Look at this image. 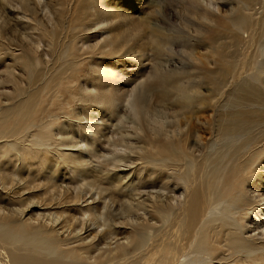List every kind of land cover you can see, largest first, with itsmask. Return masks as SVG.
I'll return each instance as SVG.
<instances>
[{
  "label": "bare ground",
  "instance_id": "bare-ground-1",
  "mask_svg": "<svg viewBox=\"0 0 264 264\" xmlns=\"http://www.w3.org/2000/svg\"><path fill=\"white\" fill-rule=\"evenodd\" d=\"M118 1L0 0V264H237L240 254L263 264L264 0H237L222 17L189 0L201 30L215 27L198 32L208 56L196 57L192 83L162 66L172 37L150 15L118 22ZM66 45L74 64L86 53L155 59L115 94L133 136L110 140L102 117L86 112L104 103L98 76L63 85ZM158 107L170 114L160 119ZM128 162L124 176L115 172ZM158 183L173 196L130 202ZM215 224L231 230L226 248L208 247Z\"/></svg>",
  "mask_w": 264,
  "mask_h": 264
},
{
  "label": "rangeland",
  "instance_id": "rangeland-1",
  "mask_svg": "<svg viewBox=\"0 0 264 264\" xmlns=\"http://www.w3.org/2000/svg\"><path fill=\"white\" fill-rule=\"evenodd\" d=\"M85 1H87V0H85ZM104 1L106 4H109V0H104ZM208 2H210V3H208ZM118 3H119V5H116L115 10H114L116 13L118 12L117 13L118 15H120V20L118 19L119 20L118 22H123V20L125 19V15H128V18H129V16L134 17L136 20H142V19H144L150 15L149 20H150L151 25L154 28L161 30L163 33H167L172 37L171 42L168 45V48H170L169 52L167 54L166 53L163 54V57L161 58V60H163L162 66L165 68L166 71L168 70V71H174V72H177V71L182 72V73L184 72L183 75H189L190 74L189 75L190 76L189 81L191 83H192L191 78L194 80V76L196 74L199 73L198 75H201V73L198 71L196 64H195L196 63L195 62L196 57L197 56H200V57L201 56L202 57L208 56V52L206 51L207 48L205 46H202V44H203L202 43V37L198 36V32L201 31L203 33H206V31L211 30L213 28V26L209 28L203 24L205 27L203 26V29L201 30V28H200L201 25H200L198 19L195 18V16H193L187 10L189 8V6H188L189 0H119ZM86 4H88V3L86 2ZM236 4H237V0H200V9H201V11H209L211 14H213V16L218 17L221 15V17H222L224 15L225 16L229 15L228 13H231L232 7L235 8L237 6ZM258 7H259V5L255 6L256 9ZM185 8H187V9H185ZM129 14H131L132 16ZM221 20H226V19L221 18ZM97 22L98 21H95V23H97ZM116 25H117V20H116V22H113L111 24L104 26L103 30L108 31L110 28H113ZM92 33H94V32H92ZM241 35L243 37L246 36L245 33H241ZM97 36L101 37V33L99 35L97 33ZM97 36L93 35L92 37H90L91 39L89 38V42H91V43L94 42V38ZM199 38H201V39H199ZM176 39H178V40H176ZM218 43H220L219 40H217V44ZM195 46H196V48H195ZM200 47H201V49H200ZM65 51L67 54L71 53L70 54L71 59H66V62H64V64L59 66V74L61 75L62 82H64L63 85L66 84V80L68 79L67 78L68 76H74V75L85 76V77L80 76L81 79L82 78L84 79L86 77L91 79L93 76H98L97 78H94L93 80L96 83L97 87H99V89L101 91L100 92V100H104V99L105 100L103 101L104 103L102 105L98 104L100 107L89 108V110L87 109L86 112L87 113L89 112V116H91L92 119L95 117L97 118V115H100V117H102L103 122H105V126H104V129L102 130L101 135H106L107 137H112L110 140L115 139V138L117 139L120 134L124 135V133H126V132H130V133H127L130 135L132 133L131 136H133L135 134V131H136V128L134 129V125H136V124L130 118L131 114H129L127 107L124 108L125 104H123V103L120 104L119 102L117 103L116 101H114L115 100L114 99L115 94L120 90L130 88L132 85L134 86V84H136V82H138V80L141 78V74L143 73L142 70H146L147 73L151 71V69L153 68L154 63H155V61H153V60H155V59L153 58V60H152V58H150V55L149 56L146 55L144 58L135 59L134 55H131V54H128V55L127 54H107L109 56L108 57L106 54H101V55L100 54H97V55L92 54L91 55V53H86L83 55V60L81 63H75L74 64L72 54H77L76 48L72 47L71 45H66L64 47V53H65ZM192 52H194V53H192ZM153 54H155V53H153ZM112 55H113V57H112ZM193 56H195V57H193ZM116 59L118 61H116ZM203 60L205 62V59H203ZM105 66H106V72L108 73L107 75H106V72H104ZM210 67H211V69L215 70V67L212 68V65ZM194 68L196 70H194ZM194 71L195 72L197 71L196 74L194 73ZM112 72H114L113 75H110V73H112ZM108 75H110V76L108 77ZM138 75H140V76H138ZM136 76H137V80H136ZM132 79H133V81H132ZM141 80H142V78H141ZM182 80L184 81V78ZM107 85H110V88H111L110 94L111 95H106V94H108L105 90ZM116 86H118V87H116ZM205 88H207V86L203 85V89H205ZM206 90L207 89H205V92H206ZM152 97H153V99H151L152 100L151 102H152V104H155V102H156L155 96H152ZM150 98L151 97H149V99ZM173 98L174 97H172L171 99H173ZM105 103H108V105ZM78 107H79L80 111H82L83 108L81 106H78ZM163 112H166V113H163ZM157 113H159V114H157ZM169 114H170V110L164 109L162 107H158V111L156 112V115H159L160 119L163 118L161 116H164V115L167 116ZM83 117L84 118L82 119V121L86 123L87 122V120L85 118L86 116H83ZM97 121L101 122V119H98ZM119 121H120V123H119ZM123 121H125V122H123ZM132 122H133V124H132ZM72 124L76 125L75 122H72ZM75 125H74V128H75ZM130 125H132V126L130 127ZM79 137H80V134H79ZM101 139H105V138L103 136H101ZM104 145H106V143H104ZM120 149L121 148H119V150ZM94 153H99V155H101V154L106 155L107 154L106 157H109L111 155L106 150L101 149L100 147H97ZM99 159H102V158H99V157L96 158L92 155L91 160H93V162L91 163V166H89V167L97 169L96 166H97ZM128 163H129L128 165H121L120 168L117 169L115 172L117 173V171H118L119 174L124 176L127 169L131 168V166H132L130 164V162H128ZM110 173L114 174L112 172H110ZM128 179H130V177ZM160 184L161 183H158L157 185H155L157 187H154V186L143 187L139 191L133 192L134 194H132L131 198H129L130 202H132L133 204H138L139 202H142L141 201L142 199H145L149 196L151 199H154L157 197L161 198V197H166V196L172 197L173 193L172 192L168 193L167 191H165L163 189V185L162 184L160 185ZM262 191H264V188H262ZM139 192H141L140 195H139ZM137 193H138V195H137ZM149 193H151V194H149ZM136 196H137V198H136ZM224 196H227V198H226L227 204H230L231 200L235 199L238 196V189H236L235 187L232 186L230 188L229 192H226L224 194ZM129 197H130V195H129ZM136 199H138V200H136ZM134 217H135V215H134ZM149 217L150 216L148 215L147 216L148 220H150L151 222H154L152 217H150V218ZM207 233L209 236L207 244H208V247L210 249L214 248V247L221 248V246L225 247L224 243L227 244L226 237L230 236L233 238L232 234H230L231 233L230 228H228L226 226L221 227L218 224L211 226ZM225 252H227V250ZM228 253H229V251L227 252V254ZM240 255L243 256V254H240ZM242 256H240V260L237 264H247L245 261V258ZM258 258H259V255L257 256V259ZM257 259H254L253 261L258 262ZM260 262L264 264V257L261 259Z\"/></svg>",
  "mask_w": 264,
  "mask_h": 264
}]
</instances>
